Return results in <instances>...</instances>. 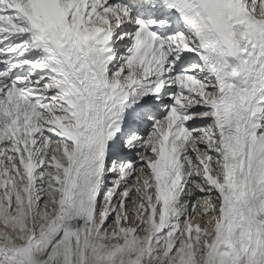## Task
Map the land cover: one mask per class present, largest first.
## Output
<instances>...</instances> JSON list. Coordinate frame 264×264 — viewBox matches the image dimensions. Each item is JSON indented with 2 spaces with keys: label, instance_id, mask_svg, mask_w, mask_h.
Listing matches in <instances>:
<instances>
[{
  "label": "snow or ice",
  "instance_id": "snow-or-ice-1",
  "mask_svg": "<svg viewBox=\"0 0 264 264\" xmlns=\"http://www.w3.org/2000/svg\"><path fill=\"white\" fill-rule=\"evenodd\" d=\"M0 264H264V0H0Z\"/></svg>",
  "mask_w": 264,
  "mask_h": 264
},
{
  "label": "bare ground",
  "instance_id": "bare-ground-1",
  "mask_svg": "<svg viewBox=\"0 0 264 264\" xmlns=\"http://www.w3.org/2000/svg\"><path fill=\"white\" fill-rule=\"evenodd\" d=\"M199 219V217H197V220Z\"/></svg>",
  "mask_w": 264,
  "mask_h": 264
}]
</instances>
